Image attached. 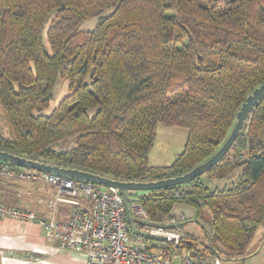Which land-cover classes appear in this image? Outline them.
Returning a JSON list of instances; mask_svg holds the SVG:
<instances>
[{"label": "trees", "instance_id": "trees-1", "mask_svg": "<svg viewBox=\"0 0 264 264\" xmlns=\"http://www.w3.org/2000/svg\"><path fill=\"white\" fill-rule=\"evenodd\" d=\"M109 9L93 31L78 32ZM61 79L68 95L50 116L36 115ZM263 83L264 0H0V101L12 130L0 131V150L9 154L121 182L175 178L219 151ZM159 125L189 133L165 168L148 157ZM205 175L238 179L211 189L201 176L139 202L154 227L176 206L193 208L208 244L185 240L179 252L238 261L264 228V97ZM131 236L151 251L169 246Z\"/></svg>", "mask_w": 264, "mask_h": 264}, {"label": "built area", "instance_id": "built-area-1", "mask_svg": "<svg viewBox=\"0 0 264 264\" xmlns=\"http://www.w3.org/2000/svg\"><path fill=\"white\" fill-rule=\"evenodd\" d=\"M2 178L50 190L51 195H45L46 201H41L40 206L46 204L52 215L39 216L33 211L0 203V219L38 223L47 240L58 242L62 250L84 254L86 264H222L219 258L214 257L210 262L203 256L179 252L185 241L180 228L182 222L173 218L171 223L177 229L145 228L149 234L165 238L170 247L149 250L146 243L131 236L128 217L134 214L145 221L149 218L140 200L128 208L119 190L0 163ZM59 209L70 211L60 218Z\"/></svg>", "mask_w": 264, "mask_h": 264}, {"label": "rangeland", "instance_id": "rangeland-1", "mask_svg": "<svg viewBox=\"0 0 264 264\" xmlns=\"http://www.w3.org/2000/svg\"><path fill=\"white\" fill-rule=\"evenodd\" d=\"M111 9L106 10L103 14L100 16H96L90 19L85 20L78 29V32H90L93 31L94 28L98 25L101 18H104L108 16L111 13ZM48 29V24L45 25L44 28V36H46V32ZM44 42L47 45L46 37L44 38ZM47 50L50 52L49 47L47 46ZM68 86L69 83L66 80H59L58 85L56 89L54 90V98L51 101L50 107L42 112L37 113L36 115H46L50 116L53 111L58 108L62 100L68 95ZM0 131H2L3 135L6 137H9L12 135V130L9 126V123L7 121L6 111L3 103L0 101ZM188 131L177 128V127H169L165 125H159L157 128V136L154 141V145L149 153V162L150 165H157L159 167H168L172 166L176 159L184 152L187 139H188ZM74 141L70 140L67 142H63L59 144L56 149L59 151L66 150L70 148L73 145ZM201 182L206 185L207 187L211 189H216V183L213 185V182L210 179L207 178L206 175L202 176ZM220 188L225 186V184H220ZM134 194H130V197L132 200L139 201L140 198H142L144 195L147 194V192H133ZM49 192L45 190L44 187L40 186H33L27 183H21L15 180H10L6 178L0 179V201H5L6 203H9L7 205L11 207H16L22 210L26 211H32V210H41V209H48L47 205H44L43 207L40 206V202L46 201L45 195L47 196ZM51 195V194H49ZM11 202V203H10ZM46 206V208H45ZM142 206V205H141ZM144 209V208H143ZM67 211H70L67 209ZM35 212V211H33ZM36 213V212H35ZM148 216V215H147ZM182 214H178L175 217H172L173 219H176L177 221L184 222V220L181 221ZM185 217V216H184ZM132 218L136 220H140L145 224V220L142 218H137L134 214H132ZM149 218V217H148ZM189 219L185 217V221ZM196 218L189 219L186 223V231L190 234V236L186 235L184 236V240L193 239L201 250L203 248V243L206 242L208 244L205 232L203 230V227L195 220ZM149 221V220H148ZM162 228H174L177 229V225H173L170 221H167L164 219L162 222H159ZM141 229L139 230L146 232L145 228H154V226H146L143 227L140 226ZM264 228H262L259 232H263ZM185 232V230H184ZM257 233V235L259 234ZM148 233V232H146ZM256 235V237H257ZM195 237V238H194ZM165 242V241H164ZM252 250L248 249V252Z\"/></svg>", "mask_w": 264, "mask_h": 264}, {"label": "crops", "instance_id": "crops-1", "mask_svg": "<svg viewBox=\"0 0 264 264\" xmlns=\"http://www.w3.org/2000/svg\"><path fill=\"white\" fill-rule=\"evenodd\" d=\"M153 167L159 166L154 165ZM235 179L236 177L233 176L223 182H216V185H226L228 181L233 182ZM213 185L215 184L213 183ZM48 191L50 192V190ZM0 203L9 204L5 201H0ZM32 211H35L39 216L48 218L52 215L50 209ZM58 212H60L58 214L60 218L67 215L66 209H59ZM173 213V217L178 214L183 215L184 222L181 223V231L185 237L186 235L190 236L186 231V223L189 219L196 218V211L191 207L179 205L175 207ZM184 216L189 219L185 221ZM136 226L141 229L139 223ZM250 249L252 252H247L238 261L223 262L222 264H264V231L259 232L255 237ZM205 258L212 262L214 257L207 255ZM0 264H86V257L84 254L62 250L58 242L47 240L41 226L36 222L0 219Z\"/></svg>", "mask_w": 264, "mask_h": 264}, {"label": "water", "instance_id": "water-1", "mask_svg": "<svg viewBox=\"0 0 264 264\" xmlns=\"http://www.w3.org/2000/svg\"><path fill=\"white\" fill-rule=\"evenodd\" d=\"M197 51V49H196ZM264 97V83L256 88L246 99V101L241 106L239 112L237 113V122L235 127L230 134L229 138L223 144V146L219 149V151L213 155L209 160L205 163L195 167L190 172L178 176L175 178H170L166 180L154 181V182H121L115 181L110 178L97 176L91 173H87L84 171H80L77 169H69L63 168L57 165H51L42 163L39 161L22 158L13 154H9L7 152H3L0 150V162L6 163L10 166H15L21 169L34 170L41 173H49L58 176H64L67 178L75 179V180H83L87 182H92L94 184L101 185L106 188H113L119 190L125 199V203L128 208L133 203H137V200H132L129 196V192H147L151 193L153 191L162 190L166 188H171L175 186L185 185L192 183L195 179L204 176L208 171L214 168L231 150L237 139L242 134V131L245 127L246 121L248 120L251 112L258 104V102ZM237 179V178H236ZM236 179L233 181L235 182ZM233 182H227L226 186H231ZM128 221L131 227V230L140 237L149 239V240H159L165 241V238L151 235L149 233L143 232L139 230L136 224L139 223V226H152L149 225V221H145V224L140 221L133 219L131 216L128 217Z\"/></svg>", "mask_w": 264, "mask_h": 264}, {"label": "flooded vegetation", "instance_id": "flooded-vegetation-1", "mask_svg": "<svg viewBox=\"0 0 264 264\" xmlns=\"http://www.w3.org/2000/svg\"><path fill=\"white\" fill-rule=\"evenodd\" d=\"M130 194H134L133 192H129V196H130Z\"/></svg>", "mask_w": 264, "mask_h": 264}]
</instances>
